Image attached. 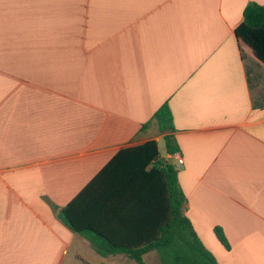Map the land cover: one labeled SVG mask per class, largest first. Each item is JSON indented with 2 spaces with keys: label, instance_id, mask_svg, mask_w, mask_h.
I'll return each mask as SVG.
<instances>
[{
  "label": "crops",
  "instance_id": "1",
  "mask_svg": "<svg viewBox=\"0 0 264 264\" xmlns=\"http://www.w3.org/2000/svg\"><path fill=\"white\" fill-rule=\"evenodd\" d=\"M250 5L264 0H0V264L130 262L59 211L150 140L218 262L264 264V62L236 34Z\"/></svg>",
  "mask_w": 264,
  "mask_h": 264
},
{
  "label": "trees",
  "instance_id": "2",
  "mask_svg": "<svg viewBox=\"0 0 264 264\" xmlns=\"http://www.w3.org/2000/svg\"><path fill=\"white\" fill-rule=\"evenodd\" d=\"M236 34L264 62V7L248 6ZM153 120L161 132L174 129L167 106ZM165 142L169 154L179 152L173 136L167 135ZM186 203L179 171L161 158L158 142L150 140L121 149L60 209L59 217L102 257L124 255L147 264L145 255L156 251L159 264H220L186 215ZM215 233L230 250L223 229L217 227Z\"/></svg>",
  "mask_w": 264,
  "mask_h": 264
},
{
  "label": "rangeland",
  "instance_id": "3",
  "mask_svg": "<svg viewBox=\"0 0 264 264\" xmlns=\"http://www.w3.org/2000/svg\"><path fill=\"white\" fill-rule=\"evenodd\" d=\"M129 260H130V259H129ZM127 262H128V263L118 261V264H137V263H136L135 261H133V260H130V262H129V261H127ZM145 262H146L147 264H159L160 261H159L158 253H157L156 251H154V252H150L149 254H147V255L145 256Z\"/></svg>",
  "mask_w": 264,
  "mask_h": 264
},
{
  "label": "built area",
  "instance_id": "4",
  "mask_svg": "<svg viewBox=\"0 0 264 264\" xmlns=\"http://www.w3.org/2000/svg\"><path fill=\"white\" fill-rule=\"evenodd\" d=\"M179 162L182 164L184 160L182 158H179Z\"/></svg>",
  "mask_w": 264,
  "mask_h": 264
}]
</instances>
